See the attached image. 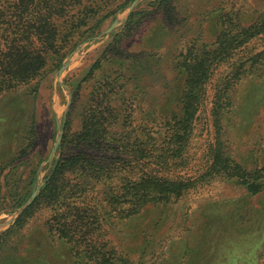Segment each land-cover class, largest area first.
Listing matches in <instances>:
<instances>
[{
	"label": "rangeland",
	"instance_id": "374dc122",
	"mask_svg": "<svg viewBox=\"0 0 264 264\" xmlns=\"http://www.w3.org/2000/svg\"><path fill=\"white\" fill-rule=\"evenodd\" d=\"M158 1L129 2L104 19L89 39L67 55L64 72L62 65L41 81L37 94L27 86L0 95V264H98L88 256V241H70L51 230L54 210L50 207L39 209L24 227H15L26 210L21 214L19 209L34 192L40 194L56 161L63 154L88 150L73 144L62 148L64 124L80 82L84 83L83 101L90 106L101 75L116 78L126 73L122 68L133 64L129 74L139 77L130 83L126 98L132 99L131 120L141 131L170 113L182 92L184 75L174 69V55L186 51L193 41L197 48L212 45L222 28L219 18L227 13L226 21L245 26L264 17V0H177L168 11L156 12ZM123 34H129L123 47L127 51L120 62L113 63L108 58L118 53ZM263 50L264 34L216 68L196 121L190 166L170 175L198 177L208 166L210 147L220 139L225 152L259 174L264 183V60L231 88L232 102L222 110L221 129L213 112L217 84L240 59L249 60ZM99 64L98 75H93ZM152 67L159 83L147 77ZM120 102L117 97L116 103ZM104 114L110 115L109 111ZM78 128V116H74L73 131ZM104 227L96 231L92 244L97 250L103 248V264L105 248H114V264H264V189L250 194L246 187L217 177L198 184L171 205H151L138 216Z\"/></svg>",
	"mask_w": 264,
	"mask_h": 264
},
{
	"label": "trees",
	"instance_id": "16d2710c",
	"mask_svg": "<svg viewBox=\"0 0 264 264\" xmlns=\"http://www.w3.org/2000/svg\"><path fill=\"white\" fill-rule=\"evenodd\" d=\"M118 1L0 0V95L27 86L34 87L32 91L37 94L41 81L51 71L60 69L67 55L89 39L98 24L135 0ZM176 1L159 0L156 12L166 8L168 11ZM228 15L219 18L222 28L212 45L197 48L191 41L186 51L174 55V69L184 75L182 92L170 113L158 117L152 126L141 127V131L131 120L132 99L126 98L130 83L139 77L135 72L129 74L133 64L122 68L126 73L117 74L116 78L101 75L96 83L99 85L92 90L90 106L83 101L84 83L80 82L64 124L62 148L73 144L80 148L87 146L88 150L63 154L56 161L45 186L15 227H24L39 209L50 207L54 210L51 230L70 241H88V256L103 264V248L97 250L92 245L96 231L103 226L138 216L151 205H171L198 184L217 177L246 187L250 194H259L264 189L261 176L233 160L220 139L210 147L208 166L198 177L170 175L190 166L188 153L196 121L216 68L235 58L239 48L264 34V17L245 26L232 19L226 21ZM128 35L123 34L118 41L116 56L108 58L113 63L123 59ZM262 60L264 50L249 60L240 59L228 77L217 84L213 112L219 129L222 110L232 102L231 88ZM99 67L100 64L93 75H98ZM150 70L148 79L158 82V72L153 67ZM106 111L110 115L104 114ZM74 116H78L77 131H73ZM93 145L105 151L98 152ZM91 150L95 153H90ZM108 150L115 152L108 156L105 153ZM96 186L100 188L96 190ZM111 249L105 248L104 264H114L116 255Z\"/></svg>",
	"mask_w": 264,
	"mask_h": 264
},
{
	"label": "water",
	"instance_id": "95a60500",
	"mask_svg": "<svg viewBox=\"0 0 264 264\" xmlns=\"http://www.w3.org/2000/svg\"><path fill=\"white\" fill-rule=\"evenodd\" d=\"M138 1H139V0H135L133 5H135ZM116 25H117V22L115 23L114 26H116ZM65 67H66V66H65V64H64L63 67L61 68V72H64ZM61 139H62V134H61L60 137H59V140H58V142H57V145L60 144ZM38 194H39V190H37L36 192H34V194L31 196V198H30L29 201L25 204V206L22 207L21 209H19L20 212H21V214L23 213V211H24L29 205H31V203H32L33 200L38 196Z\"/></svg>",
	"mask_w": 264,
	"mask_h": 264
}]
</instances>
